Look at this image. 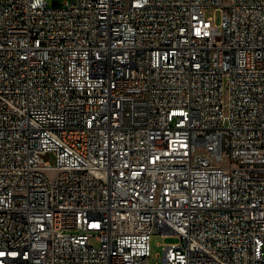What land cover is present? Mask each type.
<instances>
[{"label": "built area", "instance_id": "2783aa9c", "mask_svg": "<svg viewBox=\"0 0 264 264\" xmlns=\"http://www.w3.org/2000/svg\"><path fill=\"white\" fill-rule=\"evenodd\" d=\"M154 233L264 264V0H0V264H152Z\"/></svg>", "mask_w": 264, "mask_h": 264}, {"label": "rangeland", "instance_id": "374dc122", "mask_svg": "<svg viewBox=\"0 0 264 264\" xmlns=\"http://www.w3.org/2000/svg\"><path fill=\"white\" fill-rule=\"evenodd\" d=\"M51 5L53 4H63L65 0H48ZM207 16H210L213 18V22L217 25H219L220 29H222V10L215 8V7H209L206 10ZM45 160L54 163L55 162V155L52 152H48L44 156ZM178 241V237L176 236H167L164 237L161 233H154L151 238V259L152 264H155L156 262H159V257L162 251V247L160 243L163 242H176Z\"/></svg>", "mask_w": 264, "mask_h": 264}]
</instances>
